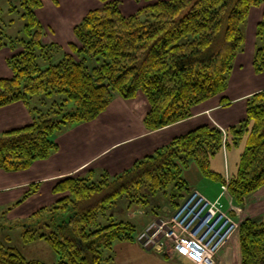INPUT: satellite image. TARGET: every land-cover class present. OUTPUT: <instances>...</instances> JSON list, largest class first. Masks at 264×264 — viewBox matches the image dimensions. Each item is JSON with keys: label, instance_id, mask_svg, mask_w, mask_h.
I'll list each match as a JSON object with an SVG mask.
<instances>
[{"label": "trees", "instance_id": "trees-1", "mask_svg": "<svg viewBox=\"0 0 264 264\" xmlns=\"http://www.w3.org/2000/svg\"><path fill=\"white\" fill-rule=\"evenodd\" d=\"M101 1L102 6L90 10L73 28L78 43L70 42L71 51L58 60V47L44 41L46 33L36 14L42 0L21 1L26 37L10 39L12 47L19 42L22 49L9 59L12 76L0 79V108L16 102L29 105L36 94L61 93L65 98L62 104L54 102L57 109L39 111L33 122L0 132V169L24 170L49 159L59 149L53 138L57 130L96 120L116 95L131 101L146 98L149 107L142 122L150 131L193 116L197 105L225 91L244 41L241 25L253 6L264 4V0H156L126 16L120 0ZM258 34L263 45L253 66L264 72V21ZM7 43L0 29V48ZM38 57L48 64L41 66ZM222 102L227 103L225 97ZM68 104L75 108L68 110ZM226 134L225 138L213 123L202 124L136 160L114 179L109 172L100 181L66 176L53 188L62 194L53 208L61 222L50 233L31 224L23 232V242L46 240L58 255L56 264L111 262L113 256L105 258L104 250L116 241H136L137 226L117 221L113 214L103 225L100 217L123 197L130 206L141 208L164 197L175 210L192 190L183 173L193 163L220 189L227 183L234 203L244 207L264 188V90L248 98L242 125L226 128ZM242 142L244 149L233 168L228 161L227 180L225 166L215 169L213 162ZM239 243L241 264H264V218L242 220ZM0 264L47 263L28 259L18 247L0 241Z\"/></svg>", "mask_w": 264, "mask_h": 264}, {"label": "rangeland", "instance_id": "rangeland-1", "mask_svg": "<svg viewBox=\"0 0 264 264\" xmlns=\"http://www.w3.org/2000/svg\"><path fill=\"white\" fill-rule=\"evenodd\" d=\"M21 1L22 0H0V29L5 33L8 41L6 45L0 48V79L12 76L13 72L9 64V59L22 49L19 42L16 43L17 45H15V47H12L10 39L26 37L24 28L27 19L22 15L23 6ZM154 1L156 0H120V9L124 15L129 16L137 13L147 4ZM42 2L43 4L36 8V14L46 33L44 41L47 43L54 42L58 47L55 53L56 60L61 58L66 52L71 51L70 42H72V40L78 43L76 38H72L70 28H74L79 24L90 10L103 5L101 0H42ZM261 21H264V4L253 6L247 19L241 25L244 34V41L233 59V68L228 74L225 91L220 95L209 99V102H214L215 100L222 101V98L225 97L227 104H225L224 107L213 109L214 111L212 112V115L216 117L219 114L225 117L224 126H226V128H230L234 125L240 127L246 118L247 100L250 96L241 97L246 93V89H249L255 84L264 85V72H257L253 66L256 51L263 45L262 36L258 34V26ZM38 62L43 67L48 64V62L41 57H38ZM64 98L65 96L61 93L33 95L29 100V105H18L22 106L25 110L22 113L20 112V115L17 106L5 107L3 109L0 108V131L20 127L22 123L24 125L33 122L38 116L39 111L47 112L52 108L57 109L58 106H54V102L57 101V103L62 104ZM134 101L135 100H127L126 104L128 105L125 106L118 99H113L107 109L98 117L99 121L89 123L91 125H88L87 130L96 131V133L91 132V137L94 136L96 138L92 147L88 145L89 142L87 141V136L84 134L81 135L82 141H79L76 144H69L67 141V135L69 134L65 135L66 130L70 128L69 124L63 126L60 130H57L55 137L53 138L57 143L63 141V145L60 149L52 153L49 158V164L57 167L58 164L64 161V159L68 158L69 162H72V160L80 161L84 154L87 155L90 151L96 152L102 150L104 149L103 147H107L112 142L124 140L128 135L135 133L133 131L136 130L138 123H136L133 117L137 115L138 117H141L142 114L140 111L142 110L141 108H143V105L142 101L139 99L136 106H134ZM200 104L197 106L201 107L202 105ZM66 107L68 110L75 108L73 104H68ZM207 115L209 116V114ZM225 134L226 131L224 133L226 138L227 134ZM133 144L135 143L127 141L101 153L99 156L95 157L90 162L92 164L80 174L79 171L78 173L71 172L64 174V176L61 177L58 176L57 178L52 177L46 180L34 181V178L40 175L39 170L36 169L37 165H35L39 163H34L28 169L19 171L9 172L0 169V241L5 245L23 248L26 254L25 256L28 258L37 257L38 254L29 247L32 243L24 244L22 236L24 230L31 224L42 232L50 233L54 230L55 225L61 222V215L53 214V208L57 204V200L62 196V194L54 192L53 188L55 183L66 176L78 174L80 176H90L93 181H100L106 172H109L110 178L114 179L113 177H115L120 168L113 166L115 164L112 158H114L119 152H124L127 149L132 148ZM242 149H244V142H242L239 147L230 149L228 153L225 151V158L223 155H220L221 157L215 159L213 162V168L221 169V167L223 168V166H225L226 172L229 173L228 161L233 168L238 161ZM227 158L228 161L226 160ZM224 160H226V163H224ZM45 161L47 160H40L38 162ZM91 170H94V174L92 175H90ZM196 173L200 174V171L198 166L193 163L189 170L184 172L183 175L191 183V181L195 179ZM208 180L209 179L206 181H211V184H214V182L212 183V180ZM173 186V183H171L166 190L171 193L174 188ZM33 188L36 190L34 191ZM197 190L198 189L196 188H192L189 196L182 201L181 208L185 206L189 200L196 197L195 192ZM198 191L201 192L200 190ZM163 198L164 197L160 200H155L148 208H143V210L148 212L147 214L149 218L153 217L154 213L158 216L153 219L154 221L142 235L145 239L143 240L145 247H152L151 249H155L156 251H158V249L157 247L154 248L155 244L151 243V246L148 241H151L150 239L153 238V240L159 242L161 235L165 233L172 234L171 236H173V226H170L169 224L178 219V212H175L174 208L171 206L167 205L165 207L166 209H162L166 201ZM122 201L123 200L121 199L117 204L113 205V207H109L106 216L103 215L104 217H100V222L103 225L108 224V219L110 215L113 214L117 221L124 220L135 222L140 228L141 221L149 219L146 217V213H134L132 215L129 199L126 203L127 207H124V209L120 208L122 206L120 202ZM222 202L224 203V211L236 222L240 223V221L248 217H264V188L252 194L249 197L248 204L244 207H239L238 205L237 207L234 204L236 207H233V209L230 199L228 205H226L224 199H222ZM156 207L157 211L155 210ZM231 211L233 212L231 213ZM165 223L167 226H163ZM179 224H181V222ZM156 230H159L157 237L154 235ZM237 233L238 232H235L234 234ZM233 235L223 249L220 250L216 264H219L218 262L219 259H221L222 252L228 244L231 247L234 246L237 250L235 252L233 251L232 254L230 253L233 263L234 260L238 262L240 259V253L236 244H234L236 236L233 238ZM41 242L50 250L55 259L53 262H49V264H56L58 261L57 253L46 240L42 239ZM168 242L170 245L165 244L162 251H159L168 257L177 256L173 253V244L175 243H173V240H168ZM129 243L130 242L127 241H116L111 249H105V258L109 255H112L114 258L111 262L107 260L105 264H129L131 261L130 256L133 255L136 257L137 254ZM45 259L48 260V258ZM141 259L142 257L137 259V261Z\"/></svg>", "mask_w": 264, "mask_h": 264}, {"label": "crops", "instance_id": "crops-1", "mask_svg": "<svg viewBox=\"0 0 264 264\" xmlns=\"http://www.w3.org/2000/svg\"><path fill=\"white\" fill-rule=\"evenodd\" d=\"M53 3V2H52ZM54 4V3H53ZM71 29V34H72V38L75 39V35L73 32V28ZM73 41V40H72ZM260 90H264V85H253L251 86L249 89H246V93L243 96H251L253 95L255 92H258ZM239 98V97H238ZM114 99H118L123 105H128L126 104L127 100L122 98L119 95H116ZM139 99L142 101V105L143 108H141L142 110L141 112V117L138 115L134 116L133 119L136 121L137 124V128L136 130H134L133 134L128 135L126 137V139L124 140H119V141H114L112 142L110 145H108L107 147H103L104 149L99 150V151H90L89 153L84 154L83 158L80 161H74L72 160V162H69V158L68 159H64V161L60 164H58L57 167L55 166H51L50 160L47 159V161L45 162H36L39 164H35L37 165L36 169L39 170L40 175L36 178H34V181L37 180H46L52 177H58V176H64V174H68L71 172L74 173H78L79 174L82 173L83 171H85L87 169V167H89L92 163H90L95 157L99 156L101 153L112 149L124 142H134L135 144L132 145V148L127 149L124 152H119L118 154H116V156L114 158H112V160L114 161L113 165L116 168H120L119 171H117V173H120L122 171H124L127 168H130L134 162L150 153H153L157 148L168 144L169 142H171V140L178 136L181 135L183 133L188 132L189 130L202 125V124H207V123H214L216 122L217 124H219L221 127L226 128V126H224V120L226 119L225 117L221 116V115H217L216 117H214L212 115V112L214 111L213 109L215 108H219V107H224L225 104L227 103H223L222 101H218L215 100L214 102H209L210 100H207L205 102H203L201 107H195L194 108V114L193 116L180 121L178 123L169 125L167 127L161 128L159 130H155V131H150L148 130L145 125L142 122V117L144 116V114L146 113V111L148 110L149 107V103L146 100L145 97L143 96H139L134 102V106H136V104L138 103L137 101H139ZM218 99V98H216ZM131 101V100H130ZM211 103V104H210ZM20 104H23L22 102H16L13 104H10L8 106L5 107H13V106H17L18 111H19V115L20 112L22 113L24 110V108H22V106H18ZM2 107L1 109L5 108ZM209 114V116L207 115ZM30 115V114H29ZM95 121H99V118H97L94 121H90V122H86V123H79V124H75L70 126V128H68L65 132L67 135V141L69 144H76L79 141H82L81 139V135L84 134L87 137V142L88 145L90 147H92L93 143L96 141V138L92 136V133H96L95 130H87L88 125H91L89 123L91 122H95ZM21 124V123H20ZM23 125V123H22ZM21 125V126H22ZM16 128V127H14ZM12 129V128H10ZM9 130V129H6ZM5 131V130H3ZM2 132V131H0ZM137 141V142H135ZM59 144V149L61 148V146L63 145V141L58 142ZM81 150V149H80ZM228 161V159H226ZM225 160V163H226ZM89 164V165H88ZM39 167V168H38ZM189 169H187L186 171H188ZM184 171V172H186ZM78 174V175H79ZM213 183V182H212ZM190 185L192 186V188H196L198 190H200L204 195H206L207 197L214 199L219 193H220V186L217 184H211V182H207L202 176L201 174H195V179L193 181H191ZM218 187H217V186ZM262 190V189H260ZM258 190V191H260ZM257 191V192H258ZM256 193V192H255ZM123 201L120 202L121 203V209H124V207L126 206V203L128 202V198L127 197H123L122 199ZM166 200V199H165ZM224 200L226 202V205H228L229 203V198H227V196H224ZM248 204V202L246 203V205ZM171 206L170 203L168 202V200L165 201V204L163 206V210L166 206ZM244 205V206H246ZM149 207V206H148ZM147 207V208H148ZM172 207V206H171ZM130 209L132 210V215L134 213H141L143 214L144 212L146 213V217H148V212H146L145 210H143V208L141 207H136V206H130ZM166 209V208H165ZM157 211V207L155 209ZM154 210V211H155ZM155 211V212H156ZM249 216V215H248ZM157 214L154 213L153 217H148V220H142L141 221V227L139 228L137 223L133 222L136 226H137V240L130 242L129 244L131 245L132 249L135 250L136 257H134L133 255L130 256V263L129 264H192L190 262V260H188L185 257H179V256H165L164 254H162L160 251H156L155 249H149L148 247H145V245L143 244V242H141V239L145 240L144 237L142 236L146 230L148 229V227L150 226V224L154 221L153 219L157 218ZM252 218H259V219H263L262 217H252ZM236 236L235 238V243L238 251L240 253V243H239V231L237 234L233 235V238ZM42 239L41 240H36L34 242H32L31 245H29V247H31L33 249L34 252H36L38 255L37 257H30L28 259H38L41 260L47 264H49V262H53V260H55L53 258V254L50 252V250L44 246L45 244H42ZM25 244V243H24ZM33 245V246H32ZM19 248V247H18ZM234 248V249H233ZM21 250V252L25 254V251L23 250V248H19ZM237 251L236 248L233 246H229V244L224 248L222 255H221V259H219V264H241V253H240V259L237 261L231 260V254L232 252ZM231 253V254H230ZM154 258H152V257ZM140 257H142L141 260H138ZM48 258V261L47 259ZM50 258V259H49ZM53 258V259H52Z\"/></svg>", "mask_w": 264, "mask_h": 264}, {"label": "built area", "instance_id": "built-area-1", "mask_svg": "<svg viewBox=\"0 0 264 264\" xmlns=\"http://www.w3.org/2000/svg\"><path fill=\"white\" fill-rule=\"evenodd\" d=\"M220 128L225 133V129L221 126ZM195 194L196 197L189 200L185 206L181 208V203L174 210L178 212V219L169 224L173 226V236L165 233L161 235L159 242L153 238L148 242L151 246V243H154V248L157 247L162 251L165 244L170 245L168 240H173L175 255L187 258L192 264H216L220 250L238 230L240 224L224 211L222 199L226 195L230 199L232 208L236 206L228 191L227 183L221 186V193L215 199L206 197L198 190ZM180 222L181 224H179ZM163 226H167V224L165 223ZM157 234H159V230L154 233L156 237Z\"/></svg>", "mask_w": 264, "mask_h": 264}, {"label": "water", "instance_id": "water-1", "mask_svg": "<svg viewBox=\"0 0 264 264\" xmlns=\"http://www.w3.org/2000/svg\"><path fill=\"white\" fill-rule=\"evenodd\" d=\"M141 241L143 242V240L141 239Z\"/></svg>", "mask_w": 264, "mask_h": 264}]
</instances>
